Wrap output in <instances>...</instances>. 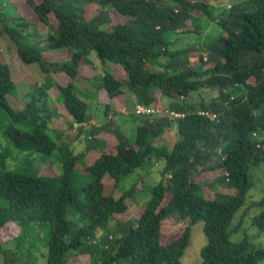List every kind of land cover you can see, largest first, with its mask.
I'll list each match as a JSON object with an SVG mask.
<instances>
[{"label":"trees","instance_id":"trees-1","mask_svg":"<svg viewBox=\"0 0 264 264\" xmlns=\"http://www.w3.org/2000/svg\"><path fill=\"white\" fill-rule=\"evenodd\" d=\"M26 2L49 28L47 51L66 56L46 59L29 43L30 24L23 18L9 21L1 10L0 40L12 45L22 64L37 65L46 77L75 80L94 52L102 64L110 62L116 70L98 87L97 103L105 110V121L99 125L90 121L89 106L73 84H53L63 98L67 124L66 132L57 133L58 115L43 104L47 93L41 85L28 93L27 103L12 107L10 97L17 86L0 58V108L27 130L10 126L6 137L19 151L38 153L45 162L57 155L62 164L61 176H30L9 170L11 158L0 154L2 264H21L16 255L20 246H14L15 254L4 248L20 240L31 224L50 226L47 264H69L79 254L89 255L90 264H183L192 229L163 238L162 222L172 215L193 226L204 223L208 245L202 251L203 264H262L264 247L252 245L248 237L239 244L231 238L243 227L244 217L242 223H233L254 181L264 186V174L254 176L264 173V0L231 5L221 18L207 3L189 0ZM202 20L217 23L223 33L205 37L200 48L175 49L185 36H201ZM188 21L193 31H187ZM193 55L199 62L192 61ZM156 90L170 101L166 111L185 117L137 111L155 103ZM211 90H218V96ZM197 97L201 101L193 102ZM117 103L124 109L132 105L131 115L139 122L132 143L116 122L121 114L113 111ZM173 126L181 140L172 149L156 147L155 140ZM94 152L100 156L86 169L90 183L74 190L80 161ZM152 159L164 162L163 181L151 189L138 217L120 220L129 214L126 201L138 190L115 199L105 193L104 179L111 178L116 188ZM215 172L221 173L211 183L199 180ZM208 188L219 192L206 197ZM251 206L261 209L252 225L255 238L264 241V196ZM110 225L109 234L99 239L97 230ZM10 226L19 234L3 241L2 232Z\"/></svg>","mask_w":264,"mask_h":264},{"label":"rangeland","instance_id":"rangeland-1","mask_svg":"<svg viewBox=\"0 0 264 264\" xmlns=\"http://www.w3.org/2000/svg\"><path fill=\"white\" fill-rule=\"evenodd\" d=\"M196 2H205L207 3L212 10L214 11L215 17L221 18L225 16L228 12L227 9L231 7V5H237L239 3L244 2L245 0H189ZM173 5V4H171ZM4 10L7 12L9 21L23 18L26 22L30 24L29 35L30 40L29 43L42 51L43 56L46 59H58L63 58L64 53H53L48 52L46 49V41L50 34L49 28L43 26L38 18L33 14L27 5L26 0H0V11ZM196 17L201 16V12H195L193 14ZM201 25L204 26V30L201 32L202 42L200 41V35H187L179 43L177 48L175 49H183L185 45L190 46L194 45L196 48H200L202 43H205V37L207 38L210 34L212 37H219L223 30L217 24H208L206 20L201 21ZM206 25L210 27L209 30H206ZM191 21H188L187 31H193ZM207 40V39H206ZM197 50V49H196ZM199 55V54H198ZM0 58L4 64H6L13 77V81L16 83V91L10 97V103L12 107L18 108L20 104H25L28 102L29 94L36 91V88L41 85V89L45 90L46 98H44V103H46L51 110L56 111L58 117L54 120V128L57 133H64L67 129V124L64 122V111L63 110V98L61 94L58 92L57 88L53 85L58 84L62 87H67L70 83L74 85L75 90L77 92L78 97L86 102L89 106L88 109V117L90 121H92L96 125L102 124L105 121V110L103 106L98 105V87L102 84V80L107 74H112L116 70V66L110 62L102 64L96 53L92 52L89 58L87 59V66L81 69L82 75L75 80H72L65 76H45L42 74L40 68L37 65H24L19 60L16 50L10 45V43L2 38L0 40ZM193 62H199V57H192ZM128 94L129 91L125 90ZM29 93V94H28ZM210 93L214 96H218V90H211ZM130 95V93H129ZM155 103L147 108L151 114L155 111H160V116L164 117L166 111L165 104H169V100L162 97L160 91L156 90L154 93ZM203 96H206L203 93ZM131 99L134 96H130ZM134 101H137L134 99ZM193 102H200L201 98H194ZM18 105V106H17ZM125 107V106H124ZM118 111L119 113H124L118 115L117 124H120V128L127 137V139L132 143L135 139L136 128L138 125V121L134 115H131L133 107L130 104H127L126 109L122 107L121 104L117 103L113 104V111ZM139 111V110H137ZM136 111V112H137ZM128 112L130 114L128 115ZM154 114V113H153ZM157 114V113H156ZM159 115V114H157ZM71 125V118H68L67 123ZM10 126H14L15 128L21 131H27L20 124H14L11 117H9L1 108H0V154L7 155L11 159L8 161L9 170L30 175H44L50 177H58L62 175V164L57 155H53L48 162L43 161L41 155L38 153L32 152H23L15 149V147L10 143L8 138L6 137L5 131ZM70 130V129H69ZM65 135V134H63ZM54 138V134H52ZM181 140L180 135L175 126L168 129L161 138L155 140L154 145L156 147H166L167 149H172L179 141ZM65 141V139H64ZM84 144L85 141H84ZM81 152V151H80ZM100 156L99 153H91L82 159L79 163L77 176L75 178L74 190H81V188L88 183H90V178L87 175L86 169L88 166L93 164L95 160ZM164 162H156V160L152 159L145 163L143 168L136 171L134 174L130 175L127 178H124L115 188V182L107 177L104 179L103 183L105 186V193L110 194L115 199L121 198V196L131 189H137L138 192L132 196L130 199L126 201L128 206L129 214L126 217L121 218L120 220L126 221L128 219L132 220L134 217H138L140 212L138 211L140 208L144 207L146 203L151 198V189L155 186H158L163 181V167ZM221 172H215L211 174H207L202 176L199 180L211 183L214 181ZM263 172H259L254 174L255 178L263 177ZM255 182V187L251 190L248 195V199L246 205L239 214L237 215L233 226L238 223H242L243 219V227L240 229L238 233H235L231 240L235 244L241 243L244 238L248 237L252 245L256 247H264V241L258 240L255 238L257 230L253 227V218L261 212V209L252 207L251 205L254 202L260 201L264 196V186L263 183ZM220 191H223L221 189ZM225 191V190H224ZM219 192V189L214 191L210 188L207 189L206 197L213 198L216 193ZM247 215L245 216V214ZM112 225L108 226L107 229H99L97 230V234H99V239L103 235H108ZM232 226V228H233ZM187 228L192 229V236L190 245L186 251L185 256L183 257V264H203L202 263V251L208 245L207 237L204 233V223L200 222L196 225H191L190 221H182L179 216L172 215L165 218L162 222L161 226V235L163 238L170 237L172 235H176L186 230ZM104 230V231H102ZM50 226L49 225H35L31 224L22 230V234L20 236V240H18L14 244H7L5 246V250L13 251L14 246L18 245L20 248L17 251L16 255L19 256L21 260V264H47V255H48V242L50 238ZM19 234V230L14 228L13 226L7 227L2 232L3 241H9ZM13 254L14 251H13ZM19 254V255H18ZM2 256L0 257V259ZM91 259L89 255L79 254V256H74L71 258L69 264H90ZM3 262L0 260V264ZM264 264V262L262 263Z\"/></svg>","mask_w":264,"mask_h":264},{"label":"built area","instance_id":"built-area-1","mask_svg":"<svg viewBox=\"0 0 264 264\" xmlns=\"http://www.w3.org/2000/svg\"><path fill=\"white\" fill-rule=\"evenodd\" d=\"M138 110L140 113H142L143 115H148V114H151L150 111L147 110V108H143L142 106H139L138 107ZM154 114H160L161 112L160 111H155L153 112ZM152 113V114H153ZM166 116H169L171 119H180V118H184L185 116L182 115V114H179V113H175V112H169V111H165L164 112Z\"/></svg>","mask_w":264,"mask_h":264}]
</instances>
